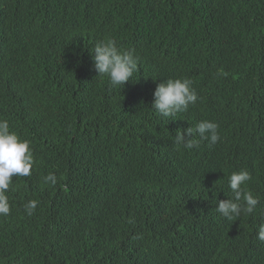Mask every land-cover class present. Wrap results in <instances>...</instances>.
<instances>
[{
    "label": "trees",
    "instance_id": "trees-1",
    "mask_svg": "<svg viewBox=\"0 0 264 264\" xmlns=\"http://www.w3.org/2000/svg\"><path fill=\"white\" fill-rule=\"evenodd\" d=\"M108 36L138 57L122 88L84 66ZM177 78L199 99L162 117L154 90ZM0 119L33 156L0 264H264V0H0ZM203 120L223 143L176 145ZM231 170L259 199L234 221L216 211Z\"/></svg>",
    "mask_w": 264,
    "mask_h": 264
},
{
    "label": "clouds",
    "instance_id": "clouds-1",
    "mask_svg": "<svg viewBox=\"0 0 264 264\" xmlns=\"http://www.w3.org/2000/svg\"><path fill=\"white\" fill-rule=\"evenodd\" d=\"M85 50L84 66L86 71L95 68L100 76H105L113 88H122L137 71L138 57L131 50L122 51L117 47L114 37L100 39ZM122 86V87H121ZM199 97L187 78L168 79L159 83L153 93L152 109L162 117H174L186 112L190 105H195ZM190 137L186 139L185 137ZM198 136L199 139L193 137ZM202 140L209 141V146L223 143L218 133V124L203 120L175 135V143L191 150L198 147ZM33 156L28 141H21L12 131L7 120L0 119V215L10 212L9 187L13 176L27 177L31 174ZM251 176L248 171L227 172L224 177L230 198L217 201L216 211L226 220H237L241 215H251L257 211L259 199L248 188ZM45 183H56L54 173L44 177ZM26 214L31 216L37 201L30 200L24 206ZM257 239L264 242V223L257 226Z\"/></svg>",
    "mask_w": 264,
    "mask_h": 264
}]
</instances>
